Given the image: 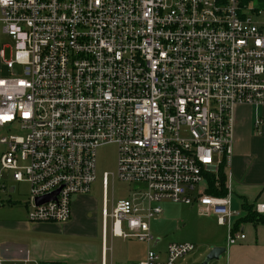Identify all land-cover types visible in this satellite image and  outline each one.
I'll return each instance as SVG.
<instances>
[{
    "label": "built area",
    "instance_id": "built-area-1",
    "mask_svg": "<svg viewBox=\"0 0 264 264\" xmlns=\"http://www.w3.org/2000/svg\"><path fill=\"white\" fill-rule=\"evenodd\" d=\"M251 4L0 0V128L24 132L0 135L1 168L29 184L28 221L70 222L72 197L96 181L99 147L115 144L113 177L135 188L110 208L103 174L104 259L109 233L146 243L140 264L195 252L191 242L170 243L165 259L154 250L164 200L214 217L228 246L245 239L230 183L225 196L207 189L230 165L236 107L264 106V10ZM3 36L15 41L9 58ZM255 210L264 215V203Z\"/></svg>",
    "mask_w": 264,
    "mask_h": 264
},
{
    "label": "crops",
    "instance_id": "crops-1",
    "mask_svg": "<svg viewBox=\"0 0 264 264\" xmlns=\"http://www.w3.org/2000/svg\"><path fill=\"white\" fill-rule=\"evenodd\" d=\"M262 123L257 126V122ZM226 188L230 183L233 194L232 208L241 212L234 217V226L245 215L244 199L249 203H264V106L238 105L234 111V142L230 165L225 168ZM228 174L231 175L230 181ZM15 186L3 185L1 194H15ZM9 188V190H5ZM0 194V256L3 264H134L140 256L127 252L123 260H116V251L107 240L104 259L103 235L99 238L98 220L87 216L83 206L87 195H78L73 201L72 219L65 225L53 223H31L27 219V206L15 203L5 205ZM8 197H6V200ZM12 201V200H8ZM16 202V201H15ZM5 207L14 209L7 216ZM18 211H15V210ZM6 217V218H5ZM211 217V216H210ZM248 230V233H245ZM237 231L245 239L226 247V252L210 264H264V224L242 223ZM38 233L53 235L42 241ZM24 236H23V235ZM55 238V239H53ZM215 247H221L216 244ZM162 259L167 251H156ZM209 251L200 252L188 264H199ZM194 254V253H193ZM146 255V254H145ZM115 261V262H114ZM181 261L186 262V258ZM188 261V260H187Z\"/></svg>",
    "mask_w": 264,
    "mask_h": 264
},
{
    "label": "rangeland",
    "instance_id": "rangeland-1",
    "mask_svg": "<svg viewBox=\"0 0 264 264\" xmlns=\"http://www.w3.org/2000/svg\"><path fill=\"white\" fill-rule=\"evenodd\" d=\"M251 6L258 7L255 3H252ZM261 9L264 10L262 7ZM257 20L261 23H264V11L261 15H259V17H257ZM1 43L8 46L6 48V52L7 57L9 58L10 48H13L15 44L14 39L9 36H3ZM10 133L23 134L24 132L9 127L0 128V135H8ZM3 150H5V147L0 146V158L1 152ZM117 161L118 148L115 144H106L99 147L97 151L96 181L92 184L91 191L86 194V200L83 202V206H85L88 210V212H86L87 216L91 218L95 217L98 220L100 240L102 233L103 174L107 172L110 175L109 190L107 193L110 208L112 204H115L118 200L130 197L135 188L134 184L125 183L117 179V177H113V175L117 174ZM3 185H6L7 187L16 186L18 189L15 194H10V196H8L7 193L1 194L0 192L2 196L1 198L4 200L3 203L5 205L15 203L16 205H23V207H25L24 202L28 200L29 196V184L25 182L17 183L15 180H13L12 173L6 172L1 168L0 159V191L2 190ZM5 190H7V188ZM77 196L78 195H74L72 197L73 201L78 198ZM233 196L235 200L239 199L237 195L233 194ZM6 197H8L7 200ZM235 203L238 205L237 200ZM161 206L163 208V213L158 217H155L150 223L152 234L156 239H161L158 245L153 247L154 250L166 251L170 243L191 242L197 246L196 251L193 252L194 254L192 253L186 257V262L179 260L176 262V264H188L190 260L195 257V255L198 256L200 252L209 251L199 263L201 264L211 252V250L216 246V244H220L221 247H228L227 227L218 225L214 217L203 215L198 210L196 205H188L182 202L177 203L171 200H164L161 202ZM5 209L6 210L4 213L6 216L11 211H14V209L9 207H5ZM15 211L18 210L16 209ZM57 225L62 226L65 224ZM245 233H248V230H245ZM32 236H36L42 241H47V238L53 237V235L43 233H38L37 235L25 234V237H30V239ZM107 240L109 247H112L113 251H116V260H123V256H125L127 252H132L140 256V258L134 264H140L144 260L145 254L147 252L146 243L135 239L112 237L111 233L108 234ZM214 261L216 260L211 262L213 263Z\"/></svg>",
    "mask_w": 264,
    "mask_h": 264
},
{
    "label": "trees",
    "instance_id": "trees-1",
    "mask_svg": "<svg viewBox=\"0 0 264 264\" xmlns=\"http://www.w3.org/2000/svg\"><path fill=\"white\" fill-rule=\"evenodd\" d=\"M242 4L255 3L259 8H264V0H241ZM220 176L216 180L212 177H208L209 187L207 189L208 194L225 196L227 194L225 170L222 167L220 171ZM242 209L245 215L242 216L234 226V232L239 229L242 223H254V224H264V215L259 214L255 210V205L249 203L247 199L243 200Z\"/></svg>",
    "mask_w": 264,
    "mask_h": 264
},
{
    "label": "water",
    "instance_id": "water-1",
    "mask_svg": "<svg viewBox=\"0 0 264 264\" xmlns=\"http://www.w3.org/2000/svg\"><path fill=\"white\" fill-rule=\"evenodd\" d=\"M43 201H40L42 203ZM226 252L225 247H214L201 264H210L213 260H218Z\"/></svg>",
    "mask_w": 264,
    "mask_h": 264
}]
</instances>
